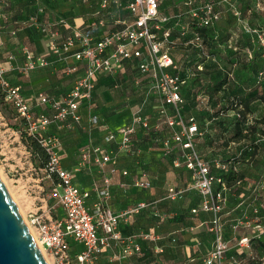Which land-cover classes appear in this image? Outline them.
I'll return each mask as SVG.
<instances>
[{
	"label": "built area",
	"instance_id": "obj_1",
	"mask_svg": "<svg viewBox=\"0 0 264 264\" xmlns=\"http://www.w3.org/2000/svg\"><path fill=\"white\" fill-rule=\"evenodd\" d=\"M81 1L87 3L90 0ZM99 1L100 9L97 14L100 18L90 25L91 30H99L100 25L104 23L101 17L109 11L112 1L118 9L126 10L129 14L122 28L106 30L94 36L80 27H72L63 40H59L58 34L54 32L51 34L50 42V51L55 56L54 60L45 55L36 54L27 46L22 49L23 61L17 69L24 75H29L37 68L63 62L69 54H72L77 63L67 67L68 74L78 72L79 64L85 67L83 74L76 77L72 88L62 99H54L44 93L36 97V103L49 107L52 114L45 112L34 114L21 87L13 84L5 76L7 69L13 68L14 54L6 55V62L0 61V94L14 114L25 121L28 126L26 132L37 138L46 148L49 162L44 168V178L52 181L54 195L58 196L62 210L61 214H57L51 208H47L46 204L45 208L41 207L42 212L39 213L41 208L32 212L26 222L30 229L32 227L36 231L35 240L44 250L52 254L56 264H92L117 244H121L123 253H113L109 259L112 264H122L123 259L131 254H143L141 244L133 236L122 234L121 222L122 217L127 218L147 208H153V203L142 201L121 214L115 213L109 205L113 195V179L106 170L114 155L113 150H108L107 146L116 144L118 154L136 153V134L140 130L149 132L150 120L143 113L142 107L134 111L129 123L114 131H106L102 143L83 149L77 170L90 167L94 162L103 173V185L94 188L99 198L92 207L88 205L91 190L80 188L74 183L73 170L62 165L60 145L56 142L52 143V138L47 137L46 133L53 123L65 121L69 117L74 124L82 122L80 109L84 103L94 98L99 74L113 73L133 58L146 55L149 60L138 65L140 82L148 75L152 76L154 91L164 100L159 113L165 116V122L172 129L171 136L161 140L163 154H171L172 142L176 144L177 154L173 157L172 164L174 167H182L190 172L193 180L192 188L196 189L201 196L199 204L192 209V213L210 212L213 215L212 220L207 224L209 231L213 233L214 245L205 257L204 264H223L230 248V241L225 236L222 211L227 202V193L231 188L222 177L212 173L211 163L201 157L197 141L204 131L200 128L195 115L185 114V99L181 91L187 79L180 73L182 63L177 62L171 54V49L175 48L177 43L171 38V30L164 27L169 17L162 14L161 2L166 0ZM9 2L10 0H0V31L9 21V14L5 10ZM255 2L258 9L264 10L262 0H255ZM193 4L194 0L186 1V5L191 7V16L197 27L211 26L220 21L222 9L227 8L235 18L239 31L249 36L251 43L258 44L264 52V29L253 25L247 17L243 16L239 0H204L198 6ZM10 35L16 37L17 30L11 29ZM4 43L5 41L0 37V51ZM187 45L194 49L196 54L206 59L211 57L205 38L199 31L192 30V36ZM246 51L251 52V49L248 47ZM198 68L203 70L202 64H198ZM197 98V106L202 107L207 97L198 95ZM169 108L173 109L174 115L168 114ZM236 115L239 116V113L237 112ZM90 121L98 124L100 119L98 115H92ZM238 165V161L214 160V166L221 173L231 169L237 171ZM122 175L129 176L130 173L125 169ZM54 178L58 181L54 182ZM133 183L141 188H149L152 185L143 174L135 175ZM236 185H241V181L238 180ZM254 191L262 195L264 202V178L258 181ZM184 193V189L171 184L167 186V198L171 200L181 198ZM259 210L260 207L255 205L253 211L259 213ZM155 213L157 214L156 211ZM244 220V218L237 220L233 224L234 230L237 231L244 224ZM256 229L255 237L262 238L264 225L257 224ZM149 236L147 234L145 237ZM151 239L158 238L151 236ZM235 239L240 247L251 248L249 236ZM78 245L82 248L78 249ZM250 256L252 259L256 257L252 251Z\"/></svg>",
	"mask_w": 264,
	"mask_h": 264
},
{
	"label": "rangeland",
	"instance_id": "obj_2",
	"mask_svg": "<svg viewBox=\"0 0 264 264\" xmlns=\"http://www.w3.org/2000/svg\"><path fill=\"white\" fill-rule=\"evenodd\" d=\"M45 1L49 3L48 0ZM199 1L200 0H194L193 6L200 5ZM43 12L44 7L42 5L38 8L29 9V15L26 16L27 18H22L23 20H20L19 23L14 24L15 28L13 29L17 30L18 27L26 26L32 28L33 31H35V33L42 38L48 34L51 35L56 30H54V25L51 24V21H48V23L44 22V19L42 17L44 15ZM117 12L119 13H117L119 17L121 16L123 18L124 16H127V13L124 12V10H119ZM222 12L223 13L220 21L218 23L216 22L212 26L225 27L228 25L230 20V11L225 8L222 9ZM185 15L186 22L182 25L181 30L182 32H185L184 36L191 37L193 30L191 7L187 8V14ZM51 16L52 15H50L48 19H50ZM258 19L256 21L257 23L261 20L260 16H258ZM11 41L14 47V51H12L11 53L15 56V59L13 60V64H15L18 61V58H21L22 52L19 45L13 39ZM234 41H236V35L233 39L231 38L229 41H224L223 45L220 47L221 50L218 53H213L211 49L212 44L210 45V43H207L209 53L211 55L210 58L206 59L203 56L196 54V52L195 54L193 53V56L191 57L193 60L190 63L185 62V65L184 63L182 64L180 72L181 75H183L187 79L190 78L191 81L198 79L203 84V87L196 95V98L198 95L205 96L207 98H225V94H231V87H229L230 85L226 86L227 89L224 88L220 92H212V85L216 83L219 78L216 74V70L221 71L224 74L226 73L228 76V82L230 84H236V81L240 79L242 74L246 75L245 71H242L243 68H241V59L239 55L235 56V51L232 46ZM177 46L183 48L184 46H187V44H178ZM241 47L244 46L241 45ZM31 48L34 49L33 47ZM41 53L45 54V51L42 50ZM232 53L234 55H231ZM46 55L49 56V53H46ZM0 61L6 62V57H0ZM198 64H202L203 70H200L198 68ZM134 71L135 72H133V76L131 75V77L123 78L121 80L119 78H116L114 74L101 75L99 77V79L101 78L102 81L101 86H99L98 90L96 89L97 91L95 90L96 96L94 98H102V93L105 87L110 89V93L114 95L115 98H121V95L118 94L120 93L119 90L121 88L128 89V93H126L127 96H125L126 98H145V91H148L149 87L141 86L146 82L138 84V81L140 82L141 75L136 74L140 73V71H137V73L136 70ZM13 72L17 73V71L15 70H13ZM5 76L7 77V72ZM21 76L24 77V74H22ZM249 80L250 85L253 86L257 84V81L259 79L249 78ZM117 82L119 83V87H115ZM189 84L190 83H188L187 85L189 86ZM191 90H193V87H191ZM246 94L247 93L244 92V94H242L240 98H248L250 96L249 94L247 95V97ZM36 97L27 98L34 114H37V112H39L36 109ZM86 104L88 105L89 103L87 102ZM226 104H224L223 102L221 106H226ZM259 104L261 103L259 102ZM138 105L139 107L142 106L141 103H139ZM145 105L147 104H143L142 107L143 112L146 110ZM195 105V98L191 96L190 99L187 100L186 107L188 111H195ZM210 106V109H206L203 106V111L200 116V121L202 126L204 127L203 130L205 132L202 135V139L199 140V149L201 151V154L203 153V157L208 161H214L218 158L226 159L231 156L238 155V170L239 172H241V174L242 172L244 173L243 178L246 182V186H244V189L240 191V196L249 194L253 190L252 186L254 182L259 178H264V155L259 156L258 154L257 156L258 145H256V143L261 144V146L262 144H264V132L259 127L260 129H258V131L254 133L251 132L248 137L240 141H238L237 139H231V133H227V135H221L220 137L222 141H219V144L222 148L219 152H215L213 149H211V138L212 134H214L211 133L213 129V122L215 123L216 121L224 118H226L224 119V121L226 120L227 122H229L232 119L233 115H227L228 113H232L226 110L225 112L227 113H224L226 114L225 116H219V120L218 118L212 120L211 115L213 110L211 109L218 110V106L217 104H215V102H212V100L210 102ZM88 110L90 114L93 112L92 105L88 106ZM46 111H48L47 108ZM45 113L49 114L48 112ZM93 113L94 115H98V117L99 114H101L98 107L95 108V111ZM144 114L149 118L151 125L149 132L145 131L147 132L145 133V135L151 138L150 140L152 143V147L156 148V150H154L156 153H151V149L148 148L145 144L146 140H144L143 135H140L138 137L139 145L136 146V153L132 155H119L117 153V147H115L114 145L112 146L114 157L118 158L120 156L129 164L131 163V165H127V168L132 173H134L136 169L143 170V176H145V178L152 183V187L140 188L134 185L131 177H127L126 179L123 178L120 181L115 179L116 185H119V187L129 196V200H126V204L124 205V207L119 210L117 209L118 211L116 213L121 214L142 201L153 203V208H147L140 213L130 215L127 218L122 217V234L124 236H133L134 239L143 244L145 248L142 255L131 254L126 256L123 259L122 264H145L144 259H152L153 254H156V256L164 254L166 252L167 246L164 247L163 252L156 253L154 250L155 241H152L151 236H155L156 238L159 237L157 239L158 243H164L165 241L169 242V245L173 248H178L179 245H182L183 252L186 245L187 251L186 253H184L187 254L186 259L190 260L193 257H197V259L191 264H201V260L199 257L208 254V252L213 248L214 245L213 233L209 231L208 227H204L205 224L204 226L202 225L201 227H198V229L196 230L193 229V227L199 225L203 221L202 214L194 215L191 213V209L194 204L197 205L200 202L201 196L196 189L192 188L193 180L191 174L185 171L182 167H174L169 156L162 154L161 145L156 138L161 139L163 136H170V129L168 128L167 124L163 123L162 119H160L158 115L153 116L152 113L147 112ZM99 119L100 121L98 124H93L90 121H87L86 124L81 125L84 131L91 133V137L82 146L78 147L79 156L82 155L83 149L88 147L92 143L99 141L103 142V138L101 137H99V140L97 141L92 140V138L95 137L96 133L94 132V130L98 131L100 136H103L106 131H114L123 126L121 124H118L113 128L108 123V121L106 122L103 116L99 117ZM16 126H18L19 129H16ZM78 126H80V124L77 125L71 122L70 125H68L65 123L58 132L56 129L51 131L48 130L46 136L52 138V143H58L59 141V150H61V144H64L63 140L67 137L69 131H71L72 129H77ZM27 129L28 126L26 125L25 121L18 118L15 114L14 119L12 121H8L0 110V176L5 182V185L11 196L17 203L25 220L29 219V216L32 212L38 211V208H41L42 206H44L43 208H45L46 204L47 208L49 207L55 213L61 214L62 210L59 206L58 196L54 195L52 181L44 178L45 172L43 167L37 166L33 163L32 154L28 149L26 140H24L22 137V134H26ZM139 132H141V134H144L143 130H140ZM226 138L229 141V144H231V147L235 149L233 153H226L225 150H223ZM157 148H160V152ZM173 151L177 154L176 146ZM96 174L97 176H99L98 172ZM54 180L56 181L57 179L54 178ZM169 184L184 189L185 196L183 198H177L173 200L167 198V186ZM236 188L237 186H232V189L229 192V195L233 194L232 196L230 195L231 204H233L232 206H234L239 199V196L236 194ZM254 204H257L260 207L259 213H255L253 211ZM242 206V210L246 211H243L246 214V217H244V224L237 231L234 230L232 222L235 223L237 220H242L243 218L241 219V217L243 212L241 214H235V212H238L235 211L234 215H228L226 217L227 222L225 223V234H227L226 238L228 241H230L231 239L232 241H234L233 239L239 236L242 229L250 228L254 230L252 226L253 224L255 225L258 222L264 223V202L259 199V197L248 199L247 202H245V204ZM39 210L40 213L43 209L41 208ZM155 211L157 212V214L155 213ZM230 218L233 219L230 220ZM234 219L235 221H233ZM31 229V232L36 239V231L32 227ZM255 233L256 231L252 232V234ZM147 234L150 235L148 238L145 237ZM194 238H197V241H193L192 239ZM193 245H196V248H194ZM42 252L49 264H56L50 252H47L46 250H42ZM113 253H123L121 244L115 245L113 250H109L107 254L98 258L93 262V264H112L109 259ZM262 256L264 257V254H262Z\"/></svg>",
	"mask_w": 264,
	"mask_h": 264
},
{
	"label": "crops",
	"instance_id": "obj_3",
	"mask_svg": "<svg viewBox=\"0 0 264 264\" xmlns=\"http://www.w3.org/2000/svg\"><path fill=\"white\" fill-rule=\"evenodd\" d=\"M48 1L49 3H47L45 0H10V2L5 7L6 12L9 14V21L4 25L3 29L0 31V37L5 41L3 45V49L0 51V57L5 58L6 55L14 51L13 43L11 41L13 39L19 45L21 52H22L23 47L27 46L30 49H32L31 47H33L34 49L32 50L36 54H42V55L47 56L46 53H49V56L47 57L51 60H54L55 56L50 51V42H51L50 34L42 38L38 36L35 33V31H33L32 28L23 26V27L17 28L16 37H12L10 35L11 29L15 28L14 24L19 23L20 20H23L22 18L26 19L27 18L26 16L29 15L28 14L29 9L31 8H38L41 5L44 7V12H43L44 15L42 16L44 19V22L48 23V21H51V24L54 25V30H56L55 32H57L58 34L59 40H63L70 33L71 31L70 29L72 27L73 28L80 27L85 32L92 34L94 36L100 35L103 31H106V30L122 28L124 26V23H123L124 20L126 19V17L128 18L129 16L128 12L124 10V12L127 13V16L126 17L124 16L125 18L124 17L122 18L120 16L121 17L120 18L118 15L119 13L117 12L120 9H118L116 7L115 2L112 1L109 11L105 12V14L103 15L104 17H101L104 23L100 25L99 30L92 31L90 28V25L94 21L100 18L97 14V12L100 9L99 0H90L87 3H84L81 0H48ZM186 1L187 0H180V1L166 0V1L161 2L162 14L167 15L169 17V21L164 25V27L169 28L171 30V38L176 41L177 45L187 44L188 40L191 38L190 36H184L181 30L182 25L186 22L185 14H187V8H189L188 6H185ZM203 1L204 0H200L199 2L201 3ZM50 15L52 16L50 19H48ZM55 18H58V19H55ZM234 36H232L231 38L233 39ZM238 37L239 36L236 34V38ZM190 49L191 47H189L188 45L184 46L183 48L176 46L175 48L171 49V53L174 56V58L177 60V62L182 63V64L184 63L185 65L186 63L191 62V59L189 60L186 59V58H189ZM42 50L45 51V54L41 53ZM263 57H264V52H263ZM148 60L149 59L146 55H143L140 58H133L124 67L110 74H114L116 78H119L120 80L123 78L131 77V75L133 76V72H135L134 70H136V73L137 71L139 72L138 65L142 62H147ZM22 61H23V54L21 58H18V61L15 64H13V68L9 67V69H7V77L13 84L19 85L21 87L22 93L24 94L26 98H32V97L35 98L40 93H44V94H47L51 98L60 100L72 88L76 77H78L79 75H82L85 69V67L82 64H79L78 72L74 74H68L66 72L67 67L77 63L74 57L72 56V54H69L67 59L63 62L56 63V64H53L51 66L44 67V68H37L36 70L32 71L29 75H24V77H22L21 76L22 73H20L19 70L17 69V66L20 65ZM13 70L17 71V73L13 72ZM138 74L140 75V73H137L136 75ZM100 76L101 74L97 76V86H96L97 90L99 86H101V82H102L101 78L99 79ZM146 78H144L142 82H140V84L145 83V82L148 83V84L145 83L144 85H141L142 87H149V90L145 91L146 92L145 98H126L125 97L127 96L126 93H128L127 88L126 89L121 88L119 90L120 93H118L119 95H121V98H115V96L110 93V89L105 87L102 93V98H93L91 101L88 102L89 103L88 105L86 104L87 102L82 105L80 109V113L82 115V122L80 123V126H78L77 129H72V130L70 129L71 131H69L67 137L64 140L62 139L64 144H61L62 148L61 150H59L61 159H62V164L65 168L73 170L74 172L73 179H74V183L77 186L83 189L91 190V196L88 199V205L90 207H92L94 202L99 198L98 193L94 188L95 186L103 185V173L100 171L98 165L94 162L92 163L90 167H83L82 169L77 170V167L79 166L81 162V156H79L78 154V151H79L78 147L82 146L91 137V133L84 131L81 125L86 124L87 121H90V117L94 115L93 112L95 111V108L97 107L99 108V112L101 113V114L98 113L99 117L103 116L106 122L108 121V123L113 128L115 125H118V124L125 125L126 123L132 120L134 111L137 108H139V105H138L139 103H141L142 105L141 107H143V104L146 103L147 104L145 105L146 110L145 108L144 110L147 113H152L153 116L158 115V117L162 119L163 123L167 124L165 122V116H162L159 113L160 108L164 104V100L158 94L155 93L154 88H153V83H152L153 82L152 76L148 75ZM188 83H191L190 78L187 79L185 86H187ZM138 84H139V81H138ZM115 87H119L118 82L115 85ZM95 96H96V92L94 94V97ZM259 102L260 100H254L252 102V104H255L256 108L253 111V113L248 114L249 122H252V120L259 118L260 112L262 110L261 107H264V104H262L263 102L260 105L261 107H259L258 105ZM36 105H37L36 109L39 112L45 111V112H48L49 114H52V110L49 107H46L48 109V111H46V108L44 106H40L37 103ZM90 105H92L93 107V112L91 114L88 110V106ZM196 109L201 110L202 108L197 106L196 104L195 111H197ZM145 111L143 113H146ZM229 112H231L232 114L228 113L227 115L234 114V111H229ZM188 113L190 114L191 112H188ZM168 114L170 116L174 115V111L172 108L168 109ZM71 122H72V119L69 117L65 121H59V122L53 123L50 126L49 131L56 129L58 132L65 123L70 125ZM168 128L170 129V136H171L172 129L169 126ZM212 128L213 129L211 133H214L212 134V136L214 137L211 138V141H212L211 149H213L215 152H219L222 148L221 145L219 144L220 143L219 141H222L221 137H216L217 133H219L218 131L219 129L217 128V126H215L214 122H213ZM94 132L96 133H95V137H93L92 140L97 141L99 140V137L103 138L104 135L100 136L98 131L96 130H94ZM143 133L144 134H141V132L138 131V133L136 134V137H135L136 146L139 145L138 137L140 135H143L144 140H146L145 144L147 145L148 148L151 149L150 150L151 153L152 154L153 152L156 153L154 151L156 150V148L152 147V143L150 140L151 138L145 135V133L147 132L143 131ZM170 136H163L161 139L159 138H156V139L157 141H159L161 145V140L164 139L165 137H170ZM200 139H202V136L199 138V140ZM98 143H102V141L92 143L91 145L98 144ZM58 144L60 145L59 141H58ZM113 145L116 147V144L113 143L107 146L106 148L108 150H111ZM223 148H224L223 150H225L226 153H230V152L233 153L235 151V149L231 147V144H229V141L227 140V138H226V142ZM158 150L160 152V148ZM161 150H162V146H161ZM132 154L134 153L119 154V155L126 156V155H132ZM162 154H163V150H162ZM203 155L204 154L202 153V156ZM260 155L261 156L264 155V152H261ZM127 165H131V163L129 164L125 159H122V157L120 156L116 158L113 155H112V160L107 165L106 170L108 171V173H110L113 179V183H112V194L113 195L109 201V205L115 213L119 209L124 207V205L126 204V200H129V196L119 187V185H116V180L120 181L121 179L123 178L126 179L127 177H131L133 180V177L135 175L137 176L142 175V172H143V170L141 169H136V171L132 173L127 168L128 167ZM125 169L129 171L130 173L129 176L122 175V171ZM183 169L187 171L185 168ZM97 172L99 173V176H97L96 174ZM184 196H185V193L181 198H183ZM248 199L250 198L249 197L245 198V200L242 201L241 204L236 205V206H232L233 204H230L228 210H226L224 214L225 220L228 215H231V216L234 215L235 211H238V212H235V214L236 213L241 214L244 211L242 210L243 209L242 205H244ZM197 205L194 204L192 209L197 207ZM199 214L203 215V221L199 225L193 227L194 230L198 229V227H201L202 225L204 226V224H205L204 227H208L207 222L210 221L213 217L212 213L210 212H200L194 215H199ZM242 216L246 217V214H243ZM231 219L233 218H230V220ZM257 224L264 225L263 222H258ZM257 224L252 225L254 230L250 228L242 229L237 238H241L243 236L255 237L257 233V229H256ZM121 228H122V222H121ZM255 231L256 233L252 234V232H255ZM226 235L227 234H225V236ZM128 236H131V235H128ZM192 240L197 241V238H194ZM233 240L234 241H232V239L230 240V248L226 253L223 264H246L247 258H250L252 260L250 256L251 251L253 252V254H255L256 257H257L256 254H258L260 258H264L262 256V254H264V246L262 245L258 246L259 244L258 242H254V245H251V248L248 249V248L240 247L237 244L236 239H233ZM152 241H155L154 250L156 253L163 252L165 246H167V249L164 254H161L159 256H156V254H153V258H152L153 260L150 258L147 260L144 259L145 264H191L193 261L197 259V257H193L190 260L186 259L187 254H184L187 251L186 245H185L184 252H183L182 245H179L178 248H175V247L173 248L169 245V242L167 241H165L164 243H158L157 240H152ZM141 246L143 248V253H144L145 248L143 244H141ZM193 247L196 248V245H193ZM77 248L81 249L82 246L78 245ZM159 248H161L162 250L159 251L158 250ZM113 249H114V246L109 250H113ZM243 251H245L246 254L241 255V252ZM107 252H105L101 256L107 254ZM207 255L208 254H206L205 256L203 255L199 257L201 260V264H204V259ZM255 262L256 264H260V260L255 261Z\"/></svg>",
	"mask_w": 264,
	"mask_h": 264
},
{
	"label": "trees",
	"instance_id": "obj_4",
	"mask_svg": "<svg viewBox=\"0 0 264 264\" xmlns=\"http://www.w3.org/2000/svg\"><path fill=\"white\" fill-rule=\"evenodd\" d=\"M264 2V0H262ZM239 4H240V9L242 11V14L244 17H247L250 22L255 25L260 27L261 29H264V10H260L256 7V2L255 0H239ZM230 20L227 26L225 27H220V26H207V27H197V25L195 24V22L193 21V29L199 31L205 38V42L210 43V45L212 44V51L213 53H218L221 50V46L223 45L224 41H227L229 39H231L232 36L234 35H238L239 37L236 38V41H234L233 43V49H234V53L235 56L239 55L240 59H241V68L242 71H245L246 75H241L240 79H238V81H236V84H230L228 82V76L225 73H222L221 71H217V76L219 77L218 80L216 81V83H214L212 85V92L216 93V92H220L222 89H227L226 86L231 87V94H225V98H207L206 101H204L203 105H202V109L201 110H197V111H188L187 109V100L190 99L191 96H193L195 98L196 104H197V98L196 95L200 92L201 88L203 87L202 82H200L198 79H195L193 81H191V83L189 84V86H183L181 94L185 99V114L186 115H195L198 121V124L200 126V128L203 130L204 127L201 124L200 121V116L201 113L203 111V106L206 109H210V102L212 100V102H215V104H217L218 106V110L215 109H211L212 111V115H211V119H215L218 118V120L220 119L219 116H222L226 110L228 111H234L233 117L232 119L227 122L226 120L224 121V119H220L219 121L215 122V126H217V128L219 129V133H217L216 137H220L221 135H225L227 133H231L230 138L233 140H242L245 139L246 137L249 136V134L251 132H256L258 131V129H262V131L264 132V107H261L259 105V107L262 108L259 118L252 120V122H249L248 120V114L249 113H253V111L255 110V104H252V102L254 100H260V103L264 104V57H263V51L261 50V47L256 44V43H251V39L249 36L241 33V31H239L237 25H236V20L233 17V15L230 12ZM258 16H260L261 20L258 21V23L256 22L258 19ZM259 20V19H258ZM219 22V21H218ZM217 22V23H218ZM241 45H243L244 47H241ZM208 46V45H207ZM236 47V49H235ZM251 49V52H247V48ZM226 48V47H225ZM259 48V49H258ZM192 49V48H191ZM190 49V58H187L188 60L191 59V61L193 60L191 57L193 56V53L195 54L196 51L194 49L191 50ZM172 54V53H171ZM231 55H234L233 53ZM173 56V55H172ZM174 57V56H173ZM176 60V59H175ZM187 60V61H188ZM177 61V60H176ZM215 71V72H216ZM227 72V71H225ZM223 75V76H221ZM251 79H259L257 81L256 85H250V80ZM191 87H193V90H191ZM229 89V88H228ZM248 91V92H247ZM246 94L250 96L248 98H240V96L242 94ZM195 95V96H194ZM212 95V94H211ZM214 96V95H213ZM224 102V104H226V106H221V104ZM196 107V105H195ZM258 107V106H257ZM258 109V108H257ZM0 110L2 112V114L4 115V117L8 120V121H12L14 119V112L13 110L10 109V107L7 105V103L5 102V99L3 98V96L0 94ZM188 112H191L190 114ZM195 112V113H194ZM239 113V116L236 115V113ZM226 115V114H225ZM223 115V116H225ZM13 123V122H11ZM260 127V128H259ZM16 129H19L18 126H16ZM204 131V130H203ZM205 133V132H204ZM22 137L24 140H26L27 146L29 151L32 154V160L33 163L37 166L40 167H47V164L49 162V154L46 150V148L44 146H42V144L38 141L37 138L29 135L27 132L26 134H22ZM214 136H212L213 138ZM199 140V139H198ZM199 141H197V145H198V149H199ZM174 144V145H173ZM256 145H258V150H257V156L261 152H264V144H258L256 143ZM172 149L174 150L176 144L174 142H172ZM172 150L171 154H169V158L172 159L173 157L176 155V153H174V151ZM200 152V149H199ZM201 157L206 160L201 152H200ZM239 156H231L229 158H218L222 161H238L239 162ZM209 163H211L212 165V173L216 174L217 176L222 177L226 183L228 184V186L232 189V186H237L236 190H237V195L239 196L238 201L236 202V205H239L242 203V201L245 200V198L249 197V198H256L259 197V199L262 200V195L257 192L254 191L258 181L261 179H257L254 184H253V193H249L243 196L241 195V192L244 188V186H246V182L245 179L243 178V172L241 174V172H239V170L234 171V170H228L227 172H219V169H217L214 166V161H208ZM240 180L241 181V185H236L237 181ZM55 181V180H54ZM58 181V180H56ZM55 181V182H56ZM230 189V191H231ZM229 191V192H230ZM229 192L227 193V202L223 208L222 214H223V224H224V231H225V223L227 222L224 218V214L225 211L228 210L230 204H231V196L233 194L229 195ZM230 196V198H229ZM256 196V197H255ZM254 204L253 205V209L255 207ZM258 206V205H257ZM192 211V210H191ZM260 212V210H259ZM194 214V213H193ZM245 214V213H243ZM242 214V215H243ZM244 218L243 216L241 217V219ZM212 220V219H211ZM210 220V221H211ZM235 221V219L233 220ZM209 222V221H208ZM234 222H232V226H233ZM264 236V234H263ZM262 236V238H257V237H250V242L251 245H254V242H258V246H264V237ZM257 244V243H256ZM246 254L245 251L241 252V255ZM257 257H255L254 259H250L247 258V262L246 264H256L255 261H259L260 260V264L261 262L264 260V258H260V256L258 254H256ZM226 256V255H225ZM252 261V262H251ZM224 262V261H223ZM255 262V263H254Z\"/></svg>",
	"mask_w": 264,
	"mask_h": 264
},
{
	"label": "water",
	"instance_id": "obj_5",
	"mask_svg": "<svg viewBox=\"0 0 264 264\" xmlns=\"http://www.w3.org/2000/svg\"><path fill=\"white\" fill-rule=\"evenodd\" d=\"M0 264H49L1 176Z\"/></svg>",
	"mask_w": 264,
	"mask_h": 264
},
{
	"label": "bare ground",
	"instance_id": "obj_6",
	"mask_svg": "<svg viewBox=\"0 0 264 264\" xmlns=\"http://www.w3.org/2000/svg\"><path fill=\"white\" fill-rule=\"evenodd\" d=\"M35 238V237H34ZM37 242V241H36ZM38 246L40 247L41 251L44 250L41 245L37 242Z\"/></svg>",
	"mask_w": 264,
	"mask_h": 264
}]
</instances>
